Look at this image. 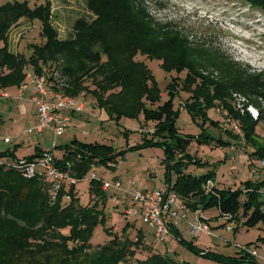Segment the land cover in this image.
I'll return each instance as SVG.
<instances>
[{"label": "trees", "instance_id": "trees-1", "mask_svg": "<svg viewBox=\"0 0 264 264\" xmlns=\"http://www.w3.org/2000/svg\"><path fill=\"white\" fill-rule=\"evenodd\" d=\"M254 2L264 7V0ZM86 5L91 17L78 19L72 36L65 40L50 25L49 0L35 9L28 1L1 5L0 90H20L30 70L35 77H45L49 87L73 98L91 95L116 123L144 115L146 122L154 119L158 124L154 134L143 135L141 145L119 152L113 146L74 140L61 147L65 159L57 165L72 162L73 175L83 180L96 164L115 165L127 151L161 147L167 179L171 182L176 176L174 189L187 208L216 209L232 215V222L244 219L248 228L264 222V180L245 181L237 191L213 186L208 192L205 186L213 181L214 173H186L190 165L200 163L186 153L193 136L179 131V113L173 108L181 91L188 94L182 106L194 118L205 119L209 107L219 108L240 128L241 139L254 149L252 155L262 161L264 144L258 142L256 129L264 123V75L249 72L212 45L207 48L204 42L191 40L190 34L171 23L155 20L144 0H86ZM23 19L42 21L43 42L31 46L29 57L10 51V34ZM138 54L159 60L166 72L187 73L184 81L170 83L167 100L162 101L152 70L136 59ZM250 106L259 111L257 119L248 111ZM233 133L229 131L235 140ZM196 138L201 143L216 141L220 147L231 145L206 132ZM33 159H26V165ZM24 168L0 162V264H192L152 251L140 233L132 239L127 227L119 234L106 226L105 211L100 210L107 199L102 181L91 180V200L96 203L82 205L76 187L63 188L53 197L39 176L26 178ZM242 195L247 196L245 202ZM98 225L105 226L108 241L93 246ZM182 244L200 254L191 243ZM203 256L216 264H257L246 253L234 257L207 252Z\"/></svg>", "mask_w": 264, "mask_h": 264}, {"label": "rangeland", "instance_id": "rangeland-1", "mask_svg": "<svg viewBox=\"0 0 264 264\" xmlns=\"http://www.w3.org/2000/svg\"><path fill=\"white\" fill-rule=\"evenodd\" d=\"M15 1H28L32 9L44 6L47 2V0H0V6ZM144 1L155 20L163 24H176L185 34H190L191 40H206L229 58H232L234 62L241 64L244 69L250 70L251 73L264 75V7L256 4L254 0ZM49 3L51 4L50 25L58 32L59 39L65 40L72 36L73 26L78 19L91 17L87 10L86 0H49ZM41 30V20L23 19L20 25L13 29L10 34V51L13 54H23L25 57H29L32 51L31 46L43 42L40 35ZM136 59L145 62L152 70L154 80L163 93L162 101L168 98L167 90L170 83L174 79H178L180 82L184 81L187 76L186 72L173 71L169 73L164 71L159 60H152L141 54H138ZM33 84L34 81L30 78L26 87ZM9 95L13 96L11 93ZM187 96V93L181 91L173 102L175 112L179 113L177 120L179 131L185 136H193L186 153L200 163L190 165L186 173L203 176L212 172L214 173L212 178L220 190L237 191L244 181L251 178L254 182L256 176L261 173V159L252 155L254 149L246 146L244 140L234 131L233 121L227 119L224 112L215 106L207 109L205 119L194 118L192 112L188 109H181L182 105H186ZM75 99L74 109L77 111L78 104L82 101L87 106L86 111L81 112L82 114L77 113V117L72 118L68 130H66L67 132L62 137L55 139L48 130H45L42 135L36 132L30 134L29 137L32 138L34 145H40L42 149L53 151L55 156L60 152L59 149H54L56 144L65 147L74 140L113 146L115 152H119L141 145L144 142L143 135L149 134V131L155 132L157 128L158 121L153 119L146 122L144 115L137 119L124 117L116 123V121L110 119L109 114L104 109L97 106L91 95L88 97L82 96L81 100L79 98ZM80 114L84 117L80 118ZM24 115H27V113H24ZM16 116L19 118L20 114L17 112ZM33 116L32 108L29 120H33ZM11 123L12 121H9L4 124L0 128L1 132H9L11 127H8V125H11ZM13 124V130L15 128L16 131L25 129L23 120ZM229 131H234L233 134L236 137V145L233 147H220L216 141L201 143L196 138L206 132L214 136L216 140L223 139L228 142L233 139L230 137ZM256 133L259 135L258 142L264 144V123L258 125ZM239 141L240 143L237 144ZM164 157L165 152L161 147H148L131 152L127 151L124 155L118 157L115 169L106 164L92 166L84 180H81L77 185L80 203L82 205L90 201L96 203V199L91 200L92 195L90 194V178L93 174L96 175L99 181L104 183L112 185L115 182L122 183V190L130 188V186L133 189L141 190L144 183H149L150 186L153 185L152 179L154 178L148 174L149 170L157 171L160 178L164 180L167 167L166 163L162 161ZM132 161L137 162L132 163ZM117 177H119L118 180H116ZM173 180H175V175H173ZM114 192L115 190L111 189L109 202L106 200L105 204L100 205V210H104L107 217L106 226L113 228L119 234L126 227L127 220L136 224L135 232H138L141 228H146L133 202V197L124 200L126 196L122 193L120 200L117 202L118 204H116L113 199ZM246 199L247 196L242 195L241 201L245 202ZM127 211L131 213L129 217H126L125 214ZM244 221V219H240V221L230 223L233 231L237 230L235 233L228 232L225 225L223 233L228 235L230 239L228 241L233 243L230 245L227 254L241 257L246 253L257 264H264V222L248 228L244 225ZM211 231L213 232L212 229ZM199 234L202 235L201 233L197 235ZM129 236L132 239L136 238L132 232H129ZM146 236L148 237V244L155 246L154 249L158 251V247L162 242L155 241L153 234L147 233V231ZM207 238L210 239L209 236ZM107 241L108 236L105 232V226L98 225L94 231L91 244L98 246ZM242 248H245V250ZM241 252H243L242 255ZM182 257L187 261H197V258H201L188 250ZM206 262L204 258L201 261L204 264Z\"/></svg>", "mask_w": 264, "mask_h": 264}, {"label": "crops", "instance_id": "crops-1", "mask_svg": "<svg viewBox=\"0 0 264 264\" xmlns=\"http://www.w3.org/2000/svg\"><path fill=\"white\" fill-rule=\"evenodd\" d=\"M29 74L31 76L30 78L33 79L32 73L29 72ZM30 78H28V79H30ZM9 94L10 93H8V92H4V91L0 90V128L4 124H6L7 122L12 121L11 125L10 124L8 125V127H11L9 132L6 131V133H5V131L1 132V130H0V154H6V156L0 158V162L1 163H7V164H13L16 161L26 160L29 157H35V159H36L44 153L51 152L52 155L55 157L56 161L58 163H61L62 160L65 159V151H64V149H61V147H63V146H61V145L59 146L57 144L56 145L54 144L55 145L54 149H59V151H60L59 154L57 156H55L53 151H50L48 149H42L40 145H36V144L34 145L32 138L29 137L30 134H34L35 132L38 133L39 135L40 134L42 135L45 132V130H48L53 134L54 138L56 139L58 137H62L67 132L66 131L63 135L56 137L50 128H45L41 132H39L37 130L39 117H38V110L36 108L37 105L33 101V96L35 94L34 93V84L29 85L28 87L23 89V94H21V95H20L19 90L16 92H11V94L13 95L12 97ZM81 98H82V96L79 97L80 100H81ZM6 102H7V104H6ZM77 103H78V101H77ZM79 105H81L83 107L82 110L76 111L73 108L72 110H68V111H65V112H62L59 114L60 117L69 119L68 127H69V123H71V121H72V118L77 117V113H81L83 111H86L87 106L84 105L82 103V101L78 104V106ZM32 108H33L34 116H33V120H29L30 111ZM181 109H184V106H182ZM17 112L20 114L19 118H17V116H16ZM24 113H27V115H24ZM81 114L79 115L80 118L84 117V116H81ZM22 120L24 121L23 125L25 126L24 127L25 129L16 131V128H15L13 130V126H14L13 123L21 122ZM68 127H67V130H68ZM228 142L231 144L230 146H232V147L236 145L235 144L236 141L234 139H231ZM239 143H240V141L237 142V144H239ZM9 145H11V146L8 147ZM67 145H69V144H67ZM32 152H35V153H32ZM162 161L165 162V157L163 158ZM136 162L137 161H135V162L132 161V163H136ZM163 162H162V164H163ZM112 165H114V164H112ZM112 165H110V166H112ZM115 168H116V163L114 165V169ZM260 170H261V173H260V175L256 176L255 181L261 182L264 180V170L262 169V167ZM166 173H167V168H166V172L164 175L165 179L163 180L160 178V175H158L157 171H155V170L150 171L149 170L148 174H150L154 178V179H152L153 185L150 186V185H148L149 183H144L143 189L146 187L148 189L153 190L157 187H163L167 184H170L171 182H172L171 184H174L175 180H173V177H172V181L170 182L167 179ZM118 178L119 177H117V179L116 178L115 179L118 180ZM175 179H176V176H175ZM90 181H91V179H90ZM248 181H252V179L250 178V179H248ZM212 182H213L214 186L219 189V186L217 185V183L214 180ZM115 183H118V182H115ZM243 183L241 184V187H243ZM111 189L115 190V192L113 194V199H114V202L116 204H118L117 202L120 200L122 193H124L123 195L126 196V199H124V200H127V198H132L133 194L136 191H139L138 189H133L131 186H130V188L122 190V183L120 184L119 189L112 187V186L106 190L102 189L105 192V195L107 198L106 200L108 202H109V200H108L109 196L111 195L109 193ZM143 189H141V190H143ZM76 190L78 191L77 186H76ZM176 211H178V217H174L173 215H170L168 217L169 222L171 224V233H170L167 241L162 242L161 245H159L158 251L156 249H154L155 246H150L148 244V239H147L148 237L146 236V231H147V233H152L153 237L155 238L154 230L152 228H150L149 226L146 225L145 226L146 228H141L140 230H138V232H135L134 229H135L136 224H134L132 221L127 220V222H126L127 232H128V234H129V232L130 233L132 232L135 235V237H137L138 234L140 233L144 238L145 244L148 245L152 251L159 252L162 254L172 255V256H175L176 258H178L180 260H184V261H187V260H185L184 257H182V256L185 255V252H187L188 249L182 244V242L185 241L187 243H191L200 252V254H195V253L194 254L197 255L198 257H201V258H197V261H189L188 260V262H190L192 264H204V263H201L203 258H204V260L207 261L205 264H216V263H214L208 259H205V257L203 256V253H207V252H215V253L223 254L226 256H231L230 254H227V253H229L230 245L233 243L231 241H228V240H230L228 235L223 233L226 223H224V221L220 220L219 212L218 211L215 212L216 209H212L209 211H203V214L206 218L207 224L211 227V229L213 230V233L215 234L213 236H210V235H207L204 233H201L202 235H200V234L197 235L198 233L193 235L191 233V224L195 221V213L192 209L186 207L184 210H180L176 206H173L172 212H176ZM125 214H126V217H129V211H127ZM184 215H185V219H182V217ZM116 229H118V227H116ZM235 232H237V230ZM235 232L231 231L230 233H235ZM207 236H209L210 239L207 238ZM155 241H156V238H155ZM237 247L239 248V245ZM188 251H190V250H188Z\"/></svg>", "mask_w": 264, "mask_h": 264}, {"label": "built area", "instance_id": "built-area-1", "mask_svg": "<svg viewBox=\"0 0 264 264\" xmlns=\"http://www.w3.org/2000/svg\"><path fill=\"white\" fill-rule=\"evenodd\" d=\"M30 74L28 78H30ZM34 81V96L33 101L37 105L38 110V125L37 130L41 132L45 128H50L56 137L63 135L68 127V118H62L60 113L72 110L76 104V99L65 94L62 91L55 90L48 86L45 77H35ZM27 85V84H26ZM24 85L20 90V95L23 94ZM236 99L241 100L242 97L234 95ZM241 105H239L240 107ZM79 107V108H78ZM77 110H82L83 107L79 105ZM250 114L257 119L259 117V111L250 106L248 108ZM234 131L242 136V132L236 123L233 122ZM149 134H154V131H149ZM26 160H20L14 162L17 167L24 168ZM114 166V165H112ZM38 167L40 168L38 170ZM261 167L264 170V160L261 161ZM74 164L70 161H66L64 167L57 165V161L51 152L44 153L38 158L31 160L24 168V175L26 178H33L39 176L43 182L50 188V191L55 197L57 193L65 188L76 187L80 182L73 175ZM91 180H98L96 175L93 174ZM103 189H108L111 186L117 189L120 188V183H102ZM214 184L209 181L206 186V191H211ZM70 200V197L67 196ZM133 202L138 209V212L142 218L143 224L149 226L154 230L155 238L157 241L166 242L171 233V224L168 217L173 215L178 217V211L172 212V207L176 206L180 210H184L186 206L183 201L176 194L173 184H167L163 187H157L153 190L144 188L143 190L136 191L133 194ZM195 221L191 224V233H204L213 236L210 226L207 224L206 218L202 210H196ZM131 214V213H129ZM219 218L226 223V230L228 232L233 231L230 223L233 220V216L230 214H223L219 211ZM185 219V215L182 217ZM245 250V248H242Z\"/></svg>", "mask_w": 264, "mask_h": 264}, {"label": "flooded vegetation", "instance_id": "flooded-vegetation-1", "mask_svg": "<svg viewBox=\"0 0 264 264\" xmlns=\"http://www.w3.org/2000/svg\"><path fill=\"white\" fill-rule=\"evenodd\" d=\"M172 24V23H171ZM173 27H177L176 24H172ZM202 42L205 43L206 47L209 48L211 47V44H209L210 42L206 41V40H201ZM227 56V55H226ZM228 57V56H227ZM229 60H233L232 58H229ZM218 75V74H217Z\"/></svg>", "mask_w": 264, "mask_h": 264}]
</instances>
